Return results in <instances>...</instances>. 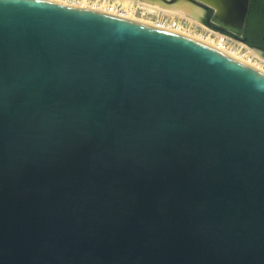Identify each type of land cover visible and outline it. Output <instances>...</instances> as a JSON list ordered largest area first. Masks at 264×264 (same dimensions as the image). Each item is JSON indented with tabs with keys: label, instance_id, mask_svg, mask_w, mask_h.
Here are the masks:
<instances>
[{
	"label": "water",
	"instance_id": "water-1",
	"mask_svg": "<svg viewBox=\"0 0 264 264\" xmlns=\"http://www.w3.org/2000/svg\"><path fill=\"white\" fill-rule=\"evenodd\" d=\"M143 1L239 28L248 10ZM0 264H264V73L167 28L0 0Z\"/></svg>",
	"mask_w": 264,
	"mask_h": 264
},
{
	"label": "rangeland",
	"instance_id": "rangeland-1",
	"mask_svg": "<svg viewBox=\"0 0 264 264\" xmlns=\"http://www.w3.org/2000/svg\"><path fill=\"white\" fill-rule=\"evenodd\" d=\"M53 1L61 2V3H67L69 5H74V6H86L87 8H91L94 6V7H98L99 9H96V8H93V9L100 10V11L104 10L105 12L108 11L111 14H120V13H122L123 9H126V11H129L132 14V18H134L136 20H140V18L144 17L142 15V11H143L142 10V6H143L142 3L151 4L154 6H158V8H160L159 5H155V4L143 1V0H128V1H126L125 5L123 3V0H53ZM83 4H85V5H83ZM161 9L162 10L165 9L166 12L160 11L157 13L149 14V17L151 18V20L156 21L158 19L160 22L165 23V24H169V23H173V22L178 23L179 25H181L182 30H185L186 34L190 37H192V36L199 37V35H203V36H205L203 38H207L208 34L205 32V30H210L213 33L214 32L218 33L219 35L223 36L225 43H226L225 47L229 51L237 52L239 54H244V55H250L251 54L250 51L245 49V48H247L246 46H248L254 52V54L252 53L253 61L259 62L262 65H264V58L261 57L258 53H256L249 45H247V44H245L239 40H236V39L220 32V31H217V30L203 24L199 20H196V19H194L188 15L187 16L189 18L186 16L188 19L187 18L185 19L183 17H179L176 15L172 16L173 14L171 13V11H173V10H171V9L168 10V8H165L162 6H161ZM204 28H205V30H204ZM177 31H179V30H177ZM179 32L185 34V32H182V31H179ZM211 37L213 38L215 36L212 35ZM244 44L246 46H244Z\"/></svg>",
	"mask_w": 264,
	"mask_h": 264
},
{
	"label": "bare ground",
	"instance_id": "bare-ground-1",
	"mask_svg": "<svg viewBox=\"0 0 264 264\" xmlns=\"http://www.w3.org/2000/svg\"><path fill=\"white\" fill-rule=\"evenodd\" d=\"M126 1H128V0H123L124 5H125ZM83 5H85V4H83ZM142 5H143L142 6V10H143L142 11V15L144 17L143 18H140V20H136V19L132 18V14L129 11H126V9H123V8H122L123 9L122 10V13L115 14V15H119L121 17H125V18L131 19V20L139 21V22L144 23V24H147V25H155V26H158V27L167 28V29L173 30V31L178 32V33H181L179 31L185 32V30H182L181 25H179L178 23H174L173 22V23L165 24V23L160 22L158 19L156 21L151 20V18L149 17V14L157 13V12H160V11H165V9L164 10L161 9V6H160V8H158V6H154V5H151V4H144V3H142ZM79 7H86V6H79ZM91 8L92 9L93 8L99 9L98 7H94V6L91 7ZM106 12H108V11H106ZM171 13L173 14V15L171 14L172 16H175L176 15V16H179V17H183L185 19L188 17L186 14H183V13H180V12H177V11H174V10L171 11ZM177 30H179V31H177ZM204 30H205V28H204ZM205 32L208 34V37L207 38H203V37H205L203 35H199L200 38L197 37V36L196 37L195 36H192V38H194L196 40H199L201 42H204L205 44H207V45H209L211 47H214V48L218 49L219 51H221L223 53H226V55H229L230 57H232L234 59H237L239 61H242V62L250 65L251 67H254L258 71H261L262 73H264V65H262L259 62H254L253 61V59H252V56H253L252 53L254 54V52L248 46H246L244 44V46L247 47L245 49L250 51V53H251L250 55H244V54H239L237 52H232V51H229L225 47V44L226 43H225V40H224L223 36H221V35H219L218 33H215V32L213 33L210 30H205ZM182 34H184V33H182ZM185 34H186V32H185ZM212 35H214L215 37L212 38L211 37Z\"/></svg>",
	"mask_w": 264,
	"mask_h": 264
},
{
	"label": "trees",
	"instance_id": "trees-1",
	"mask_svg": "<svg viewBox=\"0 0 264 264\" xmlns=\"http://www.w3.org/2000/svg\"><path fill=\"white\" fill-rule=\"evenodd\" d=\"M234 36L231 33L224 32ZM241 38L251 47L264 49V0H250Z\"/></svg>",
	"mask_w": 264,
	"mask_h": 264
},
{
	"label": "flooded vegetation",
	"instance_id": "flooded-vegetation-1",
	"mask_svg": "<svg viewBox=\"0 0 264 264\" xmlns=\"http://www.w3.org/2000/svg\"><path fill=\"white\" fill-rule=\"evenodd\" d=\"M207 1H210V0H207ZM249 1L248 0V10H247V13L249 11ZM226 2V6H225V11L226 13H230L232 16L236 14V12L239 10V0H225ZM209 4L213 5L214 3L213 2H208ZM199 6L202 7V9L204 10V14H205V18H204V22L213 27L214 29H217L221 32H228V33H231L233 34L234 36L235 35H239L238 32L240 33H243V29H244V24H245V20H246V16H247V13H246V16H245V20H244V23L243 25L239 28L235 25H232L230 23H223V22H215L213 20L214 18V10L209 7L208 5H204V4H198ZM237 23V22H236ZM241 37V35H239Z\"/></svg>",
	"mask_w": 264,
	"mask_h": 264
}]
</instances>
